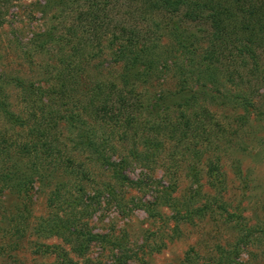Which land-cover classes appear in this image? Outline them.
Instances as JSON below:
<instances>
[{
  "label": "rangeland",
  "instance_id": "rangeland-1",
  "mask_svg": "<svg viewBox=\"0 0 264 264\" xmlns=\"http://www.w3.org/2000/svg\"><path fill=\"white\" fill-rule=\"evenodd\" d=\"M140 4L0 0V99L14 115L0 110V264H264V78L257 81L242 67L221 71L219 91L184 118L177 116L184 107L157 105L171 121L166 129L174 130L158 137L160 151L134 160L127 139L143 133L146 110L163 93L178 90L172 67L145 71L130 68V57L118 59L130 34L136 40L141 32L142 42L154 37L146 35V20L126 14ZM177 15L183 30L196 32L190 44L207 48L211 28L186 20L183 9ZM155 17L158 25L165 20ZM161 32L156 53L165 55L174 43ZM144 50L138 56L146 60ZM98 86L110 92V102L102 103L105 117L100 111L89 116ZM238 93L246 100L233 102ZM132 104L141 105L139 112ZM70 115L76 116L73 127L62 118ZM129 116L134 119L127 122ZM103 121L113 146L106 152L122 166H105L78 142L81 130H101ZM38 125L46 134H38ZM19 182V188L28 185L26 193L13 190ZM60 184L72 197H89L77 206L89 235L81 254L69 235L37 230L38 219L51 213L52 194L61 205L54 194ZM70 208L55 211L64 218Z\"/></svg>",
  "mask_w": 264,
  "mask_h": 264
},
{
  "label": "trees",
  "instance_id": "trees-1",
  "mask_svg": "<svg viewBox=\"0 0 264 264\" xmlns=\"http://www.w3.org/2000/svg\"><path fill=\"white\" fill-rule=\"evenodd\" d=\"M139 1L141 2L140 6L137 5L131 8L128 7L126 14L133 15L135 17L138 16L139 19L146 20V24H149V31L146 35L151 32L154 37L149 40L147 39L148 41L142 42L138 40L141 32L138 33L136 31V34L138 35L136 40H134L132 34H130L125 39L126 46L129 48L120 49L118 59L124 56L128 59L130 57L132 59V61L129 59L130 68H132V66H141L142 70L145 71L157 68L162 71V69H165L166 67H172L169 69H173L174 71L177 78L178 90L177 92L163 93L162 96L157 99V102L154 103L153 107H151L148 111L146 110L149 118L142 120L140 126L149 125L142 130L143 133L138 137V139L136 137L138 136V133L133 134L135 136L127 139L130 141L131 145L129 155L134 160H140L143 157L147 158V156H152L156 152L160 151L163 144H161L159 138H162L164 132L167 134L174 130V127L172 126L169 129H166V127L171 125V121L166 117V114H161L160 111L157 110V105H162V108L170 106L184 107V112L177 115L184 118L187 109L190 110L196 104L199 105L200 99H203L204 96H209L212 91H219L218 83L220 82V78H224V75L220 73L221 71L224 72L228 71L229 68L234 69L242 67L247 69L249 74L257 81H259L260 78H264V0ZM130 2L137 4V0H130ZM180 9L184 10L183 17L186 20H194L197 22L201 21L211 28L212 34L208 40L209 42L207 48L203 50L205 51L204 53L202 50L198 51L199 43L190 44V40L194 37V33L196 32L187 33L180 27L177 17H174V14H177V12L179 15ZM158 14L165 15V20L160 22V25H158L155 20V16ZM170 20L172 21L171 24L169 23ZM162 30L168 31V34L174 43L172 50L168 49L170 47L164 48L163 51L166 53L165 55H163V53H156L158 43L161 42ZM197 30L200 31L199 29ZM134 31L131 32L134 33ZM136 45L140 48L137 53L133 49ZM144 47L148 49L149 58L146 60L141 59L138 56V54L142 56L146 54ZM136 61H140L138 65H134ZM221 66L223 70L221 69ZM222 97H225V94L222 95ZM95 98L100 102V105H97L98 101ZM95 98L92 97L89 100V105L95 110L94 113L89 116L98 115L99 113L96 111H100L101 115L105 117V113H102V111L106 108L102 106V103L110 102V92L105 94L104 86H98ZM244 99L246 100L245 94L238 93L235 94L233 102L236 100L241 102ZM138 105L140 104H137V106L132 104L133 109L141 106ZM4 106H7L6 103H4V100L0 99V110L4 111L10 118L14 116L8 109L3 108ZM121 111L122 110L119 107L115 114L116 121H119ZM202 111H204V109H202ZM56 113L57 112H55V114ZM138 115L141 117L140 114ZM75 117L76 116L70 115L62 118L64 121L66 120L67 124L73 127ZM91 119L96 121L98 118ZM133 119V117L129 116L128 120H126L128 122ZM99 120H101V117H99ZM54 124H56L55 121ZM106 124L107 121H103V124L100 122L98 125L101 130L96 131L91 127V129L86 130V122H83L82 127L86 131L82 132L81 130L78 133L77 138L82 147L89 150L92 149L95 152L101 163L105 164V166H112V168H116L120 165L122 166V164L110 161V155L106 152V149H108L107 151H112L113 148L110 144L111 138L109 139L108 136H105L104 125ZM184 124L185 126L189 125L188 122H184ZM35 129L39 135H44L47 132H44L42 125H38ZM48 130L51 129L48 128ZM95 137L96 139L93 140ZM136 143H141L143 148L140 150V146ZM121 172L122 171L120 170H113L111 171V175L113 174L119 182H125L126 177L121 175ZM20 182L26 183L23 179ZM20 182L17 186L13 185V190L18 192V194L26 193L29 190L28 185L26 187L23 185L19 188ZM63 186L69 187L66 184H60L54 194L58 195L59 203L61 204L59 207L67 204L70 208L71 203H69V201L75 199L76 203H73L75 205L71 206L69 212L67 211L70 216L65 215L64 218H60L57 215L55 210L59 207L51 200L53 197L52 194V196L48 199V206L52 209L51 213L49 216L47 215L46 217L38 219L40 223L37 225V230L38 232H45L46 235H69L73 238V241L71 242L76 243L74 252H79V254H81L86 248L85 237L89 235L83 233L80 219L81 212L77 206L79 204L87 205L89 203V197L86 193L78 195L77 197H72L67 188L62 191Z\"/></svg>",
  "mask_w": 264,
  "mask_h": 264
}]
</instances>
